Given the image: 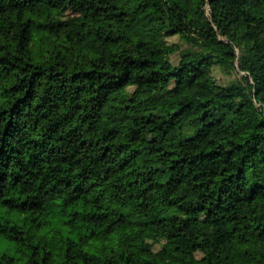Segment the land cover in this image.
<instances>
[{"label":"trees","instance_id":"16d2710c","mask_svg":"<svg viewBox=\"0 0 264 264\" xmlns=\"http://www.w3.org/2000/svg\"><path fill=\"white\" fill-rule=\"evenodd\" d=\"M0 236V264H264V0H0Z\"/></svg>","mask_w":264,"mask_h":264},{"label":"rangeland","instance_id":"374dc122","mask_svg":"<svg viewBox=\"0 0 264 264\" xmlns=\"http://www.w3.org/2000/svg\"><path fill=\"white\" fill-rule=\"evenodd\" d=\"M167 40L169 42H180L181 46H184V42L180 41L177 35L168 36ZM177 52L173 53L170 57L173 62L177 61ZM213 75L217 77L220 81H226L228 78H232L235 76V73H228V75L223 74L220 70L213 69ZM9 249L10 252H13L11 242L3 237L0 236V250Z\"/></svg>","mask_w":264,"mask_h":264}]
</instances>
